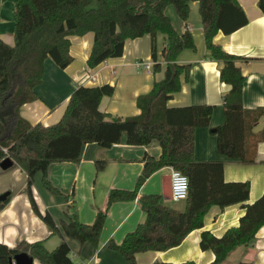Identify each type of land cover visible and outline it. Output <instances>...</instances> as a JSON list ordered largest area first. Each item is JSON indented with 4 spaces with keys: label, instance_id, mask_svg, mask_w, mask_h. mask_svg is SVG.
<instances>
[{
    "label": "trees",
    "instance_id": "trees-1",
    "mask_svg": "<svg viewBox=\"0 0 264 264\" xmlns=\"http://www.w3.org/2000/svg\"><path fill=\"white\" fill-rule=\"evenodd\" d=\"M94 1L98 2L96 7L91 6ZM191 2L199 3L206 47L213 59L223 62L220 77L230 85L224 96V122L214 129L218 151L246 164L255 162L256 148L264 140V133L256 134L253 129L264 116V107L244 108L245 76L237 65L240 60L249 58L229 53L214 42L219 31L230 34L248 22L236 0H15V43L10 45L0 38V161L10 157L26 172L27 193L34 212L53 234L62 237V242L52 251L45 247L43 240L23 241L13 248L0 243L2 263L8 264L10 257L27 252L41 264H78L71 257V248L64 236L81 244L89 242L98 246L106 212L99 211L92 224L81 222L76 215L57 222L50 212L43 214L40 211L32 190L34 179L41 173L44 188L69 201L73 194H63L51 183L48 177L50 164L79 162L85 144L97 143L110 148L120 143L124 134L129 145H148L153 140L158 141L161 154L158 158L146 154L134 189H112L108 194L107 208L118 201L135 200L149 177L163 167L171 166L189 178L184 210L167 205L159 194L140 196L145 220L127 233L120 244H109L128 264H138V253L165 251L180 245L190 232L204 226V217L214 205L224 209L242 204L246 211L239 224L228 228L222 236L209 230L202 232L201 248L210 249L215 255L210 264H222L235 249L255 240L257 232L264 226V194L248 203V181H226L224 162L196 161L194 157L195 130L209 126L214 107L210 104L167 105L181 90L182 75L188 77L190 71V65L180 64L178 56L184 50H195L196 44L190 31L177 32L166 8L173 6L179 18L187 21ZM259 7L264 12V0H259ZM89 32L94 34L87 60L89 67L94 68L109 58L121 57L127 40L149 34L154 72L161 69L156 37L163 33L167 40L161 54L166 63L163 79L155 81L150 92L137 98L141 110L138 115L111 117L100 110L103 97L114 93L110 84L79 85L57 123L32 125L21 116L20 109L37 98L35 88L42 83L45 60L51 57L60 68H66L73 60L70 37ZM95 166L102 171L106 161L97 160ZM10 197L11 194L6 201L0 202V210Z\"/></svg>",
    "mask_w": 264,
    "mask_h": 264
},
{
    "label": "crops",
    "instance_id": "crops-1",
    "mask_svg": "<svg viewBox=\"0 0 264 264\" xmlns=\"http://www.w3.org/2000/svg\"><path fill=\"white\" fill-rule=\"evenodd\" d=\"M244 10L248 22L230 34L219 31L214 42L220 44L229 53L249 58L242 59L237 65L245 76L242 91V102L246 109L264 107V12L259 7V0H236ZM15 0H0V38L14 45ZM170 7V6H169ZM166 8V14L168 8ZM189 19L183 21L169 15L178 33L187 30L194 37L196 49H187L180 53L178 62L189 64L188 77L182 75L181 90L168 101L169 107L210 104L214 107L209 126L198 127L194 133L196 161L224 162V178L226 181H248L250 195L248 203H253L264 194V140L256 148V160L246 164L240 159H232L218 151L217 136L214 129L224 122V96L230 85L221 80L223 62L211 57L206 47L202 28L199 3H190ZM176 11V10H175ZM70 54L72 62L66 68H60L48 57L45 60V74L42 83L35 88L37 98L22 105L21 116L32 125L41 123L45 126L57 123L63 116L74 89L79 85L101 86L110 84L114 93L104 96L100 110L111 117H128L141 113L137 98L150 92L155 81L163 79L166 63L161 54L167 42L163 33L156 37V49L161 69L154 72L152 59V38L149 34L125 43L121 57L109 58L91 68L87 64L94 34L71 36ZM141 64L151 63L150 69ZM91 73L94 80H84ZM253 132L264 133V116L254 126ZM158 158L161 147L153 140L148 145H129L126 134L120 143L105 148L97 143L83 146L79 162H53L48 169L51 183L63 194L72 195L73 199L55 201L51 196L42 194L34 179L33 194L44 214L50 212L58 222L66 216H74L86 224H92L99 211L106 212V222L102 230L98 246L89 242L81 244L67 236L71 248V257L78 264H128L126 259L109 244H120L127 233L133 231L146 218L139 198L143 194L162 195L163 167L154 172L139 191L138 197L132 201H118L108 208L107 198L112 189L132 190L140 175L145 155ZM97 160L106 161V167L98 171ZM41 179L42 175L39 173ZM11 191L10 201L0 210V243L11 248L23 241L33 243L44 241L45 247L52 251L61 242L59 234H53L50 227L34 212L27 193V174L16 164L3 170L0 167V194ZM51 193V192H49ZM52 194V193H51ZM44 195V196H43ZM73 200L75 201L72 204ZM166 203V202H165ZM186 202L179 210L185 209ZM60 210L54 215L52 209ZM177 209V208H176ZM242 204L225 207L212 206L204 217V226L190 232L180 245L165 251H146L137 254L138 264L183 263L194 261L197 264H210L215 255L212 250H203L200 246L201 234L209 230L216 236L239 224L245 214ZM61 215V216H60ZM34 264H41L34 260ZM222 264H264V226L257 232L255 240L249 245L235 249Z\"/></svg>",
    "mask_w": 264,
    "mask_h": 264
},
{
    "label": "water",
    "instance_id": "water-1",
    "mask_svg": "<svg viewBox=\"0 0 264 264\" xmlns=\"http://www.w3.org/2000/svg\"><path fill=\"white\" fill-rule=\"evenodd\" d=\"M15 165V161L6 157L0 161V167L3 170H8ZM11 191H5L0 194V202H4L7 200ZM162 198L164 201L172 200L171 196V177L170 174H166L162 177ZM34 257H32L27 252H20L15 254L13 257L9 258V264H34Z\"/></svg>",
    "mask_w": 264,
    "mask_h": 264
},
{
    "label": "built area",
    "instance_id": "built-area-1",
    "mask_svg": "<svg viewBox=\"0 0 264 264\" xmlns=\"http://www.w3.org/2000/svg\"><path fill=\"white\" fill-rule=\"evenodd\" d=\"M145 68L150 69L151 63L141 64ZM95 76L88 73L84 80H94ZM6 151V149H5ZM171 177V196L174 201H185L189 193V178L183 172L173 167H169Z\"/></svg>",
    "mask_w": 264,
    "mask_h": 264
},
{
    "label": "rangeland",
    "instance_id": "rangeland-1",
    "mask_svg": "<svg viewBox=\"0 0 264 264\" xmlns=\"http://www.w3.org/2000/svg\"><path fill=\"white\" fill-rule=\"evenodd\" d=\"M98 5V2L97 1H94V3L91 5L92 7H96ZM173 14V16H176V11H175V9H174V7L173 6H170L169 8H168V10H167V15L169 16V15H172ZM170 173V171L169 170H167V169H165L163 172H162V174H169ZM37 179V181H36V183L38 184V188L40 189V191L41 192H43V193H41V195L42 194H45V195H48V196H51L55 201H59V200H63L62 198H64V196L63 195H57V194H51V193H49V191L48 190H46L45 188H44V186H43V184H42V179H41V177H40V175L38 174L37 175V177H36ZM44 196V195H43ZM62 197V198H61ZM164 202H166V204L167 205H169V206H171V207H174V208H182L183 207V204H184V201H174V200H170V201H164ZM59 208L57 207V206H54V208L52 209V211H53V213H54V215H58V213H60L59 212ZM61 216V215H60Z\"/></svg>",
    "mask_w": 264,
    "mask_h": 264
},
{
    "label": "flooded vegetation",
    "instance_id": "flooded-vegetation-1",
    "mask_svg": "<svg viewBox=\"0 0 264 264\" xmlns=\"http://www.w3.org/2000/svg\"><path fill=\"white\" fill-rule=\"evenodd\" d=\"M0 264H4V263H2V261H0ZM6 264V263H5ZM8 264H9V261H8Z\"/></svg>",
    "mask_w": 264,
    "mask_h": 264
}]
</instances>
